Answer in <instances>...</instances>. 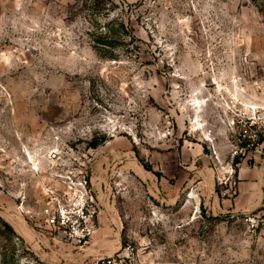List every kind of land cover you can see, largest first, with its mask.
I'll use <instances>...</instances> for the list:
<instances>
[{
    "label": "rangeland",
    "instance_id": "rangeland-1",
    "mask_svg": "<svg viewBox=\"0 0 264 264\" xmlns=\"http://www.w3.org/2000/svg\"><path fill=\"white\" fill-rule=\"evenodd\" d=\"M110 1L98 22L139 39L117 60L93 49L85 0H0V264H264V231L226 212L218 183L264 165L240 138L264 134V15L250 0ZM81 170L101 208L82 250L43 212L45 188Z\"/></svg>",
    "mask_w": 264,
    "mask_h": 264
},
{
    "label": "built area",
    "instance_id": "built-area-1",
    "mask_svg": "<svg viewBox=\"0 0 264 264\" xmlns=\"http://www.w3.org/2000/svg\"><path fill=\"white\" fill-rule=\"evenodd\" d=\"M242 132L240 138L245 142L243 147L251 151L264 150V134L254 133L251 136L246 128ZM59 178L62 179L61 187L48 185L45 188V225L65 242L82 250L98 229L101 208L83 170L78 174L68 171V174ZM218 183L224 186L223 196L232 198L235 195L233 167L218 178ZM246 223L253 231H264V212L248 213Z\"/></svg>",
    "mask_w": 264,
    "mask_h": 264
},
{
    "label": "trees",
    "instance_id": "trees-1",
    "mask_svg": "<svg viewBox=\"0 0 264 264\" xmlns=\"http://www.w3.org/2000/svg\"><path fill=\"white\" fill-rule=\"evenodd\" d=\"M258 11L264 15V0H250ZM110 0H85V6L90 12V21H94L95 28L91 32V42L93 49L102 58L117 60L116 51L121 47L132 46L138 50L139 39L135 36L133 30L127 26L122 18H114L109 22L102 24L97 14L106 11L109 13L110 8L107 7ZM11 230L12 227L7 225Z\"/></svg>",
    "mask_w": 264,
    "mask_h": 264
},
{
    "label": "crops",
    "instance_id": "crops-1",
    "mask_svg": "<svg viewBox=\"0 0 264 264\" xmlns=\"http://www.w3.org/2000/svg\"><path fill=\"white\" fill-rule=\"evenodd\" d=\"M201 152V151H200ZM198 154V155H197ZM200 153L196 152L194 159L188 161L189 170L202 162ZM181 166V160L178 161ZM183 164H187L184 159ZM186 166V165H184ZM214 182V179H213ZM197 183H202L197 182ZM264 200V165L240 167L236 172V194L233 199H224V207L229 213H252ZM104 223V220H102Z\"/></svg>",
    "mask_w": 264,
    "mask_h": 264
},
{
    "label": "bare ground",
    "instance_id": "bare-ground-1",
    "mask_svg": "<svg viewBox=\"0 0 264 264\" xmlns=\"http://www.w3.org/2000/svg\"><path fill=\"white\" fill-rule=\"evenodd\" d=\"M198 103H199V101H198ZM198 103H196V104H198ZM200 103H201V102H200ZM200 103H199V104H200ZM197 107H199V105H198ZM28 156H29V155H28ZM30 158H32V157H30ZM36 168H38V167H37V164L34 163V168H33V169H36Z\"/></svg>",
    "mask_w": 264,
    "mask_h": 264
}]
</instances>
